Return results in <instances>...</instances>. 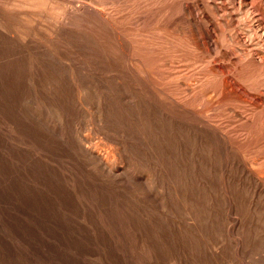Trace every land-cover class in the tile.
Here are the masks:
<instances>
[{
  "label": "rangeland",
  "instance_id": "rangeland-1",
  "mask_svg": "<svg viewBox=\"0 0 264 264\" xmlns=\"http://www.w3.org/2000/svg\"><path fill=\"white\" fill-rule=\"evenodd\" d=\"M0 264H264V0H0Z\"/></svg>",
  "mask_w": 264,
  "mask_h": 264
}]
</instances>
